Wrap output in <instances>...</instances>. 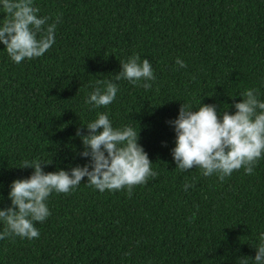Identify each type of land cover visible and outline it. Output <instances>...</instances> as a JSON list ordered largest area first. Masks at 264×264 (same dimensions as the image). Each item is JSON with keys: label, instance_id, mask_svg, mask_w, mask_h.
Returning a JSON list of instances; mask_svg holds the SVG:
<instances>
[{"label": "trees", "instance_id": "1", "mask_svg": "<svg viewBox=\"0 0 264 264\" xmlns=\"http://www.w3.org/2000/svg\"><path fill=\"white\" fill-rule=\"evenodd\" d=\"M57 17L55 43L41 57L14 63L0 44V210L10 184L28 178L25 160L45 173L90 158L77 129L107 113L113 127H139L138 143L158 175L132 189L100 192L87 177L68 194L53 192L37 239H0V264H239L254 258L264 233V158L252 175L221 182L175 168L171 150L182 103L218 112L255 88L264 101V0H34ZM4 19L0 8V26ZM46 27V26H45ZM39 35V34H38ZM133 54L148 59L150 90L115 80ZM179 58L185 68L175 64ZM116 83L106 107L86 104L97 81ZM236 95L234 98L232 96ZM185 183L192 184L187 191ZM194 217V219H193ZM0 222V232L4 230ZM251 264V260H249Z\"/></svg>", "mask_w": 264, "mask_h": 264}, {"label": "clouds", "instance_id": "2", "mask_svg": "<svg viewBox=\"0 0 264 264\" xmlns=\"http://www.w3.org/2000/svg\"><path fill=\"white\" fill-rule=\"evenodd\" d=\"M0 8L4 14L0 44L14 63L39 58L55 43L60 19L57 17L49 24L50 17L38 15L40 10L34 6V0H0ZM175 64L180 68L187 66L179 58ZM121 79L134 85L145 81L140 86L150 90L152 84L149 81L156 77L150 61H141L139 55L133 54L120 63L115 80ZM97 85L104 87L94 88L85 103L92 108L110 105L116 98L117 84L98 80ZM259 95L255 88L240 93L241 101L231 106L234 113L227 109L218 112L214 104L200 102L193 110L191 105L182 103L176 119L169 122L175 132V146L171 150L175 168L180 171L198 168L204 177L216 175L221 182L240 169L252 175L258 161L264 158V101ZM82 126L87 134L77 129L76 136L82 142L80 156L90 158L89 163L70 171L45 173L41 165L51 161L25 160L19 168H32L33 172L28 178L15 179L10 184L11 206L0 210V222L5 226L0 239L39 238L40 232L34 225L50 215L46 203L48 197L53 192L70 193L85 177L88 186L100 192L123 189L130 197L134 187L146 184L149 178L158 175L152 169L153 162L138 143L139 127L115 128L107 113H98L93 121ZM190 187L192 184L183 185L185 191ZM251 247L255 249L254 258L241 257L239 264H249V260L251 264H264V233L259 244Z\"/></svg>", "mask_w": 264, "mask_h": 264}]
</instances>
